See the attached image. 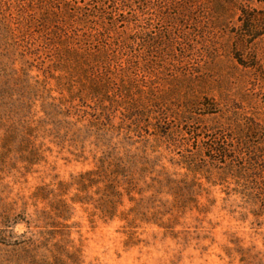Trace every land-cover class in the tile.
<instances>
[{"label": "rangeland", "instance_id": "obj_1", "mask_svg": "<svg viewBox=\"0 0 264 264\" xmlns=\"http://www.w3.org/2000/svg\"><path fill=\"white\" fill-rule=\"evenodd\" d=\"M241 6L264 14L146 0L102 28L0 0V264H264V36Z\"/></svg>", "mask_w": 264, "mask_h": 264}, {"label": "trees", "instance_id": "obj_2", "mask_svg": "<svg viewBox=\"0 0 264 264\" xmlns=\"http://www.w3.org/2000/svg\"><path fill=\"white\" fill-rule=\"evenodd\" d=\"M38 4L39 10L43 14L50 16L54 22H59L60 18L68 17L73 24L83 25L89 21L95 22V27H104L107 24L116 25V16L119 15L120 8H130L134 3H146V0H80L76 4L72 0H34ZM89 6L90 10H86ZM240 17L242 18V34L251 39H257L264 36V14L258 11L250 10L247 7H239ZM89 12H92L91 14ZM105 85L106 83L103 82ZM110 91L109 88H106ZM222 146V145H221ZM218 148V151L226 155L224 149ZM223 148V147H222Z\"/></svg>", "mask_w": 264, "mask_h": 264}]
</instances>
